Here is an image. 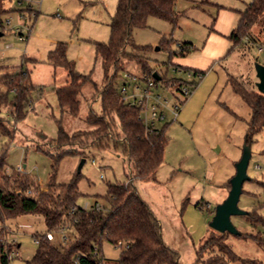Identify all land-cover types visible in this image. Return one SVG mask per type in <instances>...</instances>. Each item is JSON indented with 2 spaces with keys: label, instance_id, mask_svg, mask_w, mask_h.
<instances>
[{
  "label": "rangeland",
  "instance_id": "rangeland-1",
  "mask_svg": "<svg viewBox=\"0 0 264 264\" xmlns=\"http://www.w3.org/2000/svg\"><path fill=\"white\" fill-rule=\"evenodd\" d=\"M251 1L177 0L176 25L151 15L145 26L133 30L134 41L141 46V50L134 52L145 56L149 66L163 77L158 81L159 88L153 91L169 103L181 94L176 86L169 84L181 79L192 80L187 76L191 70L178 65L180 56L172 54L179 51V44H193L194 52L189 55L210 60L177 117L165 109L167 118L156 121V127L165 128L169 137L156 179H134L141 196L160 220L165 243L178 251L180 264H196L197 250L210 234L218 233L210 222L217 205L229 194V182L242 157L252 114L251 107L229 85L228 75L241 76L258 90L255 63H264V48L258 54L259 48L264 47V14L240 45L234 47L233 41L226 38L229 43L221 57L204 54L203 46L214 30L230 28L231 32L236 28L240 11ZM117 3L118 0H42L37 5L36 16L27 13L24 19L19 12H13L11 22L5 24L0 36V75L29 70L36 84L21 118L17 113L0 109L11 127L10 137L2 134L0 139L7 170L12 173L22 166L45 187L43 190H49L47 185L53 175L58 183H63L80 173L78 204L82 206L91 207L96 200L106 204L102 196L109 184L131 179L135 172L130 166L128 150L112 142L104 145L108 142L104 139L102 145L93 144L81 154H64L54 167L53 157L43 149L57 151L60 120L72 134L92 128L87 121L91 109L97 114L102 112L100 92L105 85L104 69L95 41L110 39V24ZM20 28L24 40L19 38ZM58 41L67 42L68 57L75 61L76 70L90 75L82 86L77 114L62 110L58 102L55 88L70 81L65 68L48 61V54ZM122 62L123 68L114 80L119 93L125 85L126 73L141 75L144 70L135 56ZM136 83L141 90L135 89V81L130 80L128 95L140 94L147 87L142 79ZM0 86L5 89L4 85ZM153 101L156 100L151 97L149 103ZM147 113L142 111L141 115L144 117ZM251 151L250 179L243 184L238 205L248 212L257 209L264 214V130L256 135ZM54 191L57 194L60 189ZM232 222L240 232L253 234L262 229L252 225L246 214L233 215ZM46 231L41 214L0 216V241L14 245L9 264H26L37 250L36 235ZM52 233L54 242L60 243L62 232ZM228 242L239 255L264 261V247L252 238L230 233ZM101 249L107 259L114 260L120 257L123 247L104 240Z\"/></svg>",
  "mask_w": 264,
  "mask_h": 264
},
{
  "label": "trees",
  "instance_id": "trees-1",
  "mask_svg": "<svg viewBox=\"0 0 264 264\" xmlns=\"http://www.w3.org/2000/svg\"><path fill=\"white\" fill-rule=\"evenodd\" d=\"M5 1L0 0V31L3 33L7 13ZM176 2L118 0L110 24V39L107 42L95 41L96 53L101 57L104 69L105 85L100 92L102 112L97 114L91 109L87 121L92 128L72 134L60 120L55 145L57 151L43 149L53 157V166L56 167L64 154H81L93 144L102 145L104 139L108 141L104 145L112 142L116 147H125L135 173L128 182L109 184L106 194L102 196L106 201L102 208H96L98 200L91 207L78 204L81 195L78 186L80 173L63 183H58L53 175L47 185L49 190L41 191L37 179L24 169L8 172L5 151L0 149V216L37 213L44 217L47 226L45 233L36 235L39 239L37 250L26 264H180L178 251L165 243L159 218L134 183L135 178L143 181L156 179L169 140L167 131L165 128L147 131L140 119L139 107L125 102L114 87L117 73L123 68L122 60L129 56L137 57L146 74H154L145 56L134 52L141 50V46L135 43L133 30L145 26L151 15L165 18L176 25ZM240 13L237 27L228 35L234 47L250 36L253 25L263 16L264 0H252ZM166 43L169 44L168 41ZM179 46V51H174L173 55L186 56L194 48L191 43ZM48 61L67 70L70 81L55 90L62 110L77 114L82 86L90 79V75L76 70L75 61L68 57L65 41H58L49 52ZM228 83L251 107L252 114L245 137V143L251 145L256 135L264 130V94L243 77L232 73L228 75ZM0 85L5 86V89L0 86V109L17 113V117L21 118L24 106L30 102L29 96L36 88L30 71L21 69L2 74ZM0 131L1 135L10 137L11 127L1 113ZM116 134H120V137ZM74 145H78V149L73 148ZM262 184L264 186V182ZM229 186L231 188L230 182ZM58 188L60 192L55 194L54 190ZM29 190L38 191L37 196H31ZM246 216L252 225H259L262 229L253 234L241 232L240 236L250 237L264 247V214L253 209ZM66 224L73 230L71 239L56 243L48 238L49 232L59 231ZM229 235V232L210 234L197 250L196 264H264V261L239 255L228 242ZM104 240L123 247L119 258L111 260L104 256L101 249ZM11 245L0 241L1 264H9L10 253L14 249V245Z\"/></svg>",
  "mask_w": 264,
  "mask_h": 264
},
{
  "label": "built area",
  "instance_id": "built-area-1",
  "mask_svg": "<svg viewBox=\"0 0 264 264\" xmlns=\"http://www.w3.org/2000/svg\"><path fill=\"white\" fill-rule=\"evenodd\" d=\"M42 0H6L4 3V7L7 10V13L5 15L6 18H4V24L11 22V15L13 12H19L20 15L26 19V14L28 13L31 16H36L39 12V9L37 8V5H41ZM9 16V17H8ZM6 19V20H5ZM5 26V25H4ZM23 26H26L25 24ZM6 27V26H5ZM27 27V26H26ZM29 29V27H28ZM21 33L19 35V38L21 40H24L25 35L22 33L23 30L20 28ZM264 46V44L262 45ZM264 47L259 48L258 54L261 53L262 49ZM157 72L156 70L153 71ZM158 73V72H157ZM159 74V73H158ZM160 75V74H159ZM187 76L189 79L192 80H184L181 79L177 83H171L169 85L176 86L177 90L181 91L180 96H176V99L169 103L167 98L162 99L160 94H157L153 91V89L159 88L158 81L163 79V77L160 75V79H157L154 74L148 75L144 71L141 75H136L133 73H126L125 74V85L121 88V96L123 100L131 105H136L140 109V119L144 123L147 131L153 132V130L156 127V121L157 120H165L167 118V114L165 109H168L172 112L174 117H177L181 105L186 100V97L189 96L192 92V86L194 84H197L198 81L203 77V73L201 71H188ZM131 78V79H130ZM129 79V80H128ZM143 80L145 84L147 85L146 88L143 89V91L140 94L132 93L128 95L127 91V83L130 82V80L135 81V89L141 90L140 85L136 83L138 80ZM138 97H140L138 99ZM151 97L155 98V102L153 101L151 104L149 103V99ZM142 111L148 112L144 117L141 115ZM1 139V134H0ZM259 168V165L257 166ZM19 170H23V167L20 166L18 168ZM40 183V182H39ZM41 184V183H40ZM45 187L41 184L40 190H43ZM29 193L31 196L35 197L38 194V191L36 190H29ZM85 207H89L86 205ZM97 209L102 208V205L97 203L96 205ZM59 232H62L61 235V241L65 242L72 238L73 236V230L69 225H64ZM48 238L51 240H54L55 236L52 232H49L47 234ZM35 241L38 243L39 239L36 237ZM121 242L119 243V245Z\"/></svg>",
  "mask_w": 264,
  "mask_h": 264
},
{
  "label": "water",
  "instance_id": "water-1",
  "mask_svg": "<svg viewBox=\"0 0 264 264\" xmlns=\"http://www.w3.org/2000/svg\"><path fill=\"white\" fill-rule=\"evenodd\" d=\"M3 32L0 31V36ZM256 76L258 78L256 85L258 90L264 94V63H255ZM154 76L160 79V75L154 72ZM252 155L251 145L245 143L243 154L236 166V174L232 177L228 196L223 202L219 203L216 207L215 214L210 222V226L218 232H230L240 235V231L232 222L233 215H244L248 211L239 207L238 203L240 196L243 192V184L246 180L250 179L248 174L249 161Z\"/></svg>",
  "mask_w": 264,
  "mask_h": 264
},
{
  "label": "crops",
  "instance_id": "crops-1",
  "mask_svg": "<svg viewBox=\"0 0 264 264\" xmlns=\"http://www.w3.org/2000/svg\"><path fill=\"white\" fill-rule=\"evenodd\" d=\"M231 27V26H230ZM229 29L226 30H214L212 34H210L208 40L205 42L203 46L204 54L210 55L214 58L221 57L222 54L225 52L226 47L228 46V35L232 32H229ZM229 39V38H228ZM230 40V39H229ZM220 45L216 47L215 45ZM195 47L193 48V50ZM194 51H190L192 53ZM192 54H187L186 56L178 57V61L176 62L178 65L183 67H188L192 69H196L199 71H204V69L208 66L210 60L205 59L203 56H191Z\"/></svg>",
  "mask_w": 264,
  "mask_h": 264
}]
</instances>
